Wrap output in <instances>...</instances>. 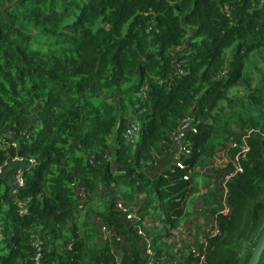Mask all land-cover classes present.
I'll list each match as a JSON object with an SVG mask.
<instances>
[{
	"label": "trees",
	"instance_id": "obj_1",
	"mask_svg": "<svg viewBox=\"0 0 264 264\" xmlns=\"http://www.w3.org/2000/svg\"><path fill=\"white\" fill-rule=\"evenodd\" d=\"M192 111V168L249 133L202 263L246 264L264 229V0H0V137L18 146L0 141V165L25 159L0 175V264H148L136 225L156 259L194 263L169 228L193 193L204 216L219 203L170 163Z\"/></svg>",
	"mask_w": 264,
	"mask_h": 264
},
{
	"label": "built area",
	"instance_id": "obj_2",
	"mask_svg": "<svg viewBox=\"0 0 264 264\" xmlns=\"http://www.w3.org/2000/svg\"><path fill=\"white\" fill-rule=\"evenodd\" d=\"M200 114L196 111H192L191 113H188L185 118L181 120V123L176 131L173 132L172 138L174 141V144L176 146V153L173 156L171 160V164L179 168L180 170H183V180H189L195 172H199V167L192 168L185 162V157H188L190 154V146L189 142L186 140V137L188 134H195L197 132V123L201 120L199 117ZM139 126L137 124L132 123L125 131L124 137L127 138V140L130 143H133L135 140V136L138 132ZM249 133H246L241 136L242 143L237 145L234 142H230L227 149L220 150L215 157H213V162L211 165L212 172L215 176L212 177V180H215L216 183L214 187L217 189V195H218V208L216 213L209 214L210 216H214L213 218V225H202V227L199 225L198 228H204L201 229L200 232H195L196 237L188 240L185 242L186 253L184 257H187L190 253L193 257L197 258V260L194 263L191 264H202L204 261V252L208 246V240L215 236L218 233V225L216 216L217 214L227 215L230 212V207L228 204V183L240 172H242V161H244L246 157V153L248 152V145H247V137ZM1 144L6 146H12V147H18L17 142L14 140H8L6 137H0ZM228 150H232L235 152H232L231 154H228ZM211 159V160H212ZM215 160H217L215 164ZM16 161L18 163H22L25 161V159L19 155L14 156L11 159H7L4 163L0 165V175L3 173L5 167L8 165L9 162ZM35 159L30 158L26 162L28 163V166L30 167L34 163ZM200 173V172H199ZM193 174V175H192ZM13 180L16 186H21L24 184V171L21 166L17 167L13 172ZM217 182L220 183V185L217 184ZM213 186V185H212ZM204 188V187H203ZM205 190L207 188H204ZM81 195H84V192L81 191ZM117 209L120 211L125 210L123 203L121 200L117 201ZM21 213L26 212V208L21 204ZM160 214L164 216L161 212ZM127 218H132V221H136V214L131 213L126 216ZM144 223L153 224V226H158L160 224V221L157 220L156 222H153L152 218L147 216L144 221ZM136 229L139 235H141L145 241H146V247L144 255L148 257V264H188L184 263L183 259H175L171 260L169 257L166 258H158L156 259L154 257L153 249L150 247V237L146 236L144 231L140 228L139 225H136ZM206 230V231H205ZM107 231L110 237V242L113 244L116 240L114 238V232L110 229H107L106 227H102L101 232ZM172 230L169 229V240L178 242L179 245L183 244V241H176L171 234Z\"/></svg>",
	"mask_w": 264,
	"mask_h": 264
},
{
	"label": "rangeland",
	"instance_id": "obj_3",
	"mask_svg": "<svg viewBox=\"0 0 264 264\" xmlns=\"http://www.w3.org/2000/svg\"><path fill=\"white\" fill-rule=\"evenodd\" d=\"M131 122L139 125L138 120L136 119L135 115L133 116V118H131ZM212 162H213V159L211 161H208L205 165L198 166L199 172L205 176V179L202 181V187L204 188H209V186L211 185L214 186L216 183L215 180H212V177L215 176L211 168ZM214 162L216 164L217 160H215ZM161 168H164V167L161 165ZM198 175L194 174L192 177H194L195 179L200 178ZM217 184L220 185L219 182H217ZM186 206L189 211L182 218H179V221H178L179 224L175 225L174 227L172 226L169 228L170 230H172L171 232L172 237L176 241H183V245H185L186 244L185 242H187L188 240H191L196 237L195 232L197 231L200 232L201 229H204V228H198L199 225L202 227V225H206V224L213 225L214 223L213 221L214 216L202 215V209L204 206V202L201 198V194L193 193L192 195H190L187 199ZM93 215L94 214H92V216ZM92 218L94 220L95 217L93 216ZM151 218H155V217H151ZM155 219L160 220L158 216ZM131 221H132V218L130 219L127 218L128 223H130ZM167 228L168 226L163 222H161L157 227H154V229L160 232H165ZM101 235L105 241L110 240V237L107 231L103 233L101 232ZM114 244L119 245L117 241H115L113 245Z\"/></svg>",
	"mask_w": 264,
	"mask_h": 264
},
{
	"label": "water",
	"instance_id": "obj_4",
	"mask_svg": "<svg viewBox=\"0 0 264 264\" xmlns=\"http://www.w3.org/2000/svg\"><path fill=\"white\" fill-rule=\"evenodd\" d=\"M263 252H264V229H263L257 243L253 247L251 254L249 256V259H248L246 264H258L260 257L263 254Z\"/></svg>",
	"mask_w": 264,
	"mask_h": 264
},
{
	"label": "crops",
	"instance_id": "obj_5",
	"mask_svg": "<svg viewBox=\"0 0 264 264\" xmlns=\"http://www.w3.org/2000/svg\"><path fill=\"white\" fill-rule=\"evenodd\" d=\"M176 150H173V156L175 155ZM173 158V157H172ZM201 178H197V180L199 181V183H202V181L204 180L203 178L200 180ZM197 193V192H196ZM194 204V203H193ZM193 206V205H192ZM187 209V208H186ZM189 210L187 209L186 212H188Z\"/></svg>",
	"mask_w": 264,
	"mask_h": 264
}]
</instances>
